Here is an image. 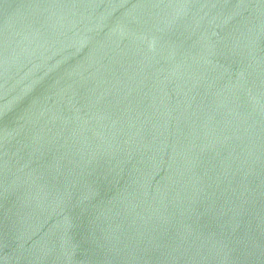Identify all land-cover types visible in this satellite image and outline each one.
I'll use <instances>...</instances> for the list:
<instances>
[{"label": "water", "instance_id": "95a60500", "mask_svg": "<svg viewBox=\"0 0 264 264\" xmlns=\"http://www.w3.org/2000/svg\"><path fill=\"white\" fill-rule=\"evenodd\" d=\"M0 264H264V0H0Z\"/></svg>", "mask_w": 264, "mask_h": 264}]
</instances>
